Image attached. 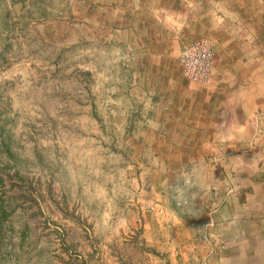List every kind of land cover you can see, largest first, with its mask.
I'll return each instance as SVG.
<instances>
[{
  "label": "rangeland",
  "instance_id": "1",
  "mask_svg": "<svg viewBox=\"0 0 264 264\" xmlns=\"http://www.w3.org/2000/svg\"><path fill=\"white\" fill-rule=\"evenodd\" d=\"M172 1L0 0V264H264V142L181 120L213 38Z\"/></svg>",
  "mask_w": 264,
  "mask_h": 264
},
{
  "label": "crops",
  "instance_id": "2",
  "mask_svg": "<svg viewBox=\"0 0 264 264\" xmlns=\"http://www.w3.org/2000/svg\"><path fill=\"white\" fill-rule=\"evenodd\" d=\"M191 1L173 0L169 7L181 6L187 13L196 7L200 17H193L189 26L210 28L216 55L210 101L197 102L195 113L181 120L196 126L193 135L210 140L214 152H240L244 141L256 149L254 142H264V0ZM260 198L264 192L255 188L243 205L262 204Z\"/></svg>",
  "mask_w": 264,
  "mask_h": 264
},
{
  "label": "built area",
  "instance_id": "3",
  "mask_svg": "<svg viewBox=\"0 0 264 264\" xmlns=\"http://www.w3.org/2000/svg\"><path fill=\"white\" fill-rule=\"evenodd\" d=\"M215 43L201 38L185 45L180 55V73L190 85L206 87L213 81Z\"/></svg>",
  "mask_w": 264,
  "mask_h": 264
}]
</instances>
